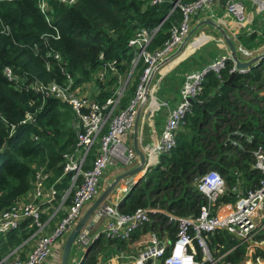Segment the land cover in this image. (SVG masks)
Wrapping results in <instances>:
<instances>
[{"label": "trees", "instance_id": "1", "mask_svg": "<svg viewBox=\"0 0 264 264\" xmlns=\"http://www.w3.org/2000/svg\"><path fill=\"white\" fill-rule=\"evenodd\" d=\"M39 1L0 0V18L11 30L10 35L0 33V212L32 190L39 167L51 173L48 183L61 176L56 183L58 190L66 188L70 180V173H62L64 154L76 142L74 112L57 98L26 90L24 82L38 78L64 85L68 73L73 77L72 87H76L93 79L111 59H116L123 73L133 56L128 41L138 29L152 28L166 18L148 47L153 51L163 46L172 25L183 18L179 9L169 14L175 0H76L72 5L48 0L51 20L47 22ZM239 42L248 49L257 47L264 43V32L240 34ZM55 52L64 60L61 65L51 55ZM197 63L192 56L164 75L159 96L174 101L183 83L182 74ZM4 66L18 75L20 88L5 77ZM233 66L228 60L220 76L212 71L205 75L202 92L177 132L175 146L161 154L158 163L149 166L124 194L119 201L121 212L144 207L195 216L206 201L196 187L197 179L210 169L226 179L228 190L220 198L222 202L235 201L232 188L239 177L244 179V190L256 186L262 173L253 168V151L264 146V95H259L264 90V58L245 73L237 71L233 82L226 84ZM113 82L115 77L107 81L108 86L96 80L100 91L94 99L105 101L114 90L105 87ZM27 113L31 120H26ZM158 115L156 121L163 117ZM93 158L94 151L87 162ZM149 215V224L135 232L131 241L158 226H165L170 238L174 236L175 228L164 214L151 211ZM33 231L25 220L18 229L0 234V250L18 247ZM258 238L264 239V232ZM206 242L214 256L227 253L226 259L234 264L245 255L244 245L237 246L238 240L225 230L207 233ZM127 243L99 233L78 264H98V255L106 256L112 249L129 251Z\"/></svg>", "mask_w": 264, "mask_h": 264}, {"label": "built area", "instance_id": "2", "mask_svg": "<svg viewBox=\"0 0 264 264\" xmlns=\"http://www.w3.org/2000/svg\"><path fill=\"white\" fill-rule=\"evenodd\" d=\"M59 1L72 5L76 0ZM161 1L152 0V3ZM251 1L257 11H264V0ZM216 4L221 5L225 9L226 15L238 23L249 22L245 0H192L187 3L175 0L169 14L175 9H179L183 18L179 23L172 25L170 36L161 48L153 51L148 50L154 35L166 18L152 28L138 29L129 39L128 46L131 48L133 56L130 66L125 72H119L116 59L105 61L96 72L94 79L102 82L108 77H115L114 90L103 102L82 94L83 84L87 82L72 87L73 77L68 73L66 74L67 82L64 85L53 81L44 82L38 78L28 79L27 82H24L26 90L30 89L40 93L42 97L57 98L71 108L76 117V142L74 148L66 152L63 158L62 174L70 173V180L66 188L63 190L56 188V183L61 179V176L52 183H48L51 173L44 167H39L35 170L30 198L25 201L17 200L0 212V234L18 229L21 222L25 220H29L30 226L34 227L31 235L17 249L37 236L36 243L26 258L15 257L10 264H45L49 256L54 257L56 249L53 247L58 245L59 241L65 240L87 206L86 203L92 201L99 193L97 188L103 170L108 165L124 164L129 168L137 163L138 157L129 141V136L132 132L137 108L142 100L144 84L154 66L171 54L188 35L190 15L195 17L201 11L207 10L209 17H215L213 8ZM38 7L45 14L46 21L49 22L51 7L48 0H40ZM248 31L256 30L249 28ZM0 33L11 34L9 25L4 23L1 18ZM236 48L243 60L253 58L258 52L248 49L242 43H237ZM51 55L59 65L64 63L59 53L55 52ZM228 60L233 61L230 50L200 68L185 74L179 91V100L175 106L169 109L158 139L155 142L147 143L142 148L147 165L152 166L158 163L159 156L169 153L175 146L176 134L184 125L185 117L192 112V104L189 99L196 100L202 92L205 75L212 71L220 76L222 70L226 68ZM49 66V62H47V69ZM138 67L142 72L134 97L123 108L118 109L129 80ZM232 71L245 73L249 69L237 70L234 63ZM2 72L9 81L13 82V85L20 88L21 80L11 67L4 66ZM262 95H264V91ZM162 104L167 105V102L164 101ZM261 106L264 110V101ZM31 119L27 113L26 120ZM98 137L99 142L95 146ZM251 138L248 136L249 140ZM92 151H94V158L87 162L88 155ZM253 155L255 159L253 168L261 171L262 177L255 187L248 190L243 189L244 182L239 177L232 188V192L236 194L235 201H220V198L227 192L228 186L224 176L214 169L207 170L197 179L196 187L206 201L200 206L199 212L195 216H178L158 208L144 207L136 208L130 213H123L119 209L120 198L112 199L109 196L95 210L90 219L91 223H86L79 231L72 245L85 252L98 234L103 233L109 239L125 240L136 245V253L125 256L122 251H119L114 258V264H234L226 259L227 253L214 256L206 242L207 233L225 230L238 240L237 246L244 245L246 248L242 259L246 261V264H264V239L258 238V235L264 232V146L259 145L253 151ZM87 165L89 166L86 167ZM125 189L126 186H124ZM56 197L60 198V205L52 213V216L65 204L68 206L67 210L60 222L50 232L43 234L46 223L41 219L42 209L38 201L42 199L49 203ZM151 211L162 213L167 217V223L172 224L175 228L174 236L170 238L165 226H158L157 229L149 228L150 233L147 230L137 239L131 241L135 232L142 231L149 224L151 221L149 212ZM94 228L97 229L94 231L95 233L92 232ZM146 237L151 239V244H148L149 240ZM17 249L1 259V264Z\"/></svg>", "mask_w": 264, "mask_h": 264}, {"label": "crops", "instance_id": "3", "mask_svg": "<svg viewBox=\"0 0 264 264\" xmlns=\"http://www.w3.org/2000/svg\"><path fill=\"white\" fill-rule=\"evenodd\" d=\"M213 10L215 12V17H209V15L207 13H204L203 15L199 14V15L194 17L193 23L197 24L202 19L210 18L213 21L222 24L226 28V30L229 32V34L232 36V38L234 39L235 43L237 41H238V43H240L239 42V35L240 34L246 33V34L249 35V34H252V33L256 32L258 35H262V33L264 32V21H259L255 17V13L259 14L261 12L257 11L255 9V7H254V10L253 9H251L249 11L246 10V15H247V18H248L247 20L249 22H246L245 24L238 23L232 17L226 15L225 9L222 8L221 5L216 4L214 6ZM220 10L224 11L223 14L222 15H217V12L220 11ZM203 25H209V24L200 25L197 28V30H201L199 35L194 37L193 41L188 42L189 39L193 36V34H195V32H196L195 31L189 37L188 41L183 46V48L180 50V52L177 55H175L172 59L167 61L165 64L161 65L155 71L153 79H152L151 84H150L151 87H149L148 97H147L146 102L143 105V108H142V111H141V116H140V121H139L138 137H139V143H140L141 148H143L147 143L155 142L158 139L160 131H161V128H162V126L164 124V121L166 119V116H167V114L169 112V109L172 108L173 106H175L177 104L178 100H179V93H178V95H177V97L175 98L174 101H169L167 99H162L159 96L160 82H161L162 77L164 75H166L167 73L171 72L173 69H175L177 67V65L182 60L188 59V58H190L192 56L196 57L198 63L195 66H193L192 68L187 69L182 74L183 77H185V74L188 71L198 69L202 65H204L207 62H209L210 60H212V58H210L209 56H206L205 48H206V43L209 42V40L214 39V38L212 36L206 34L207 31L203 30L204 29V28H202ZM249 28H252V30H256V31L249 32L248 31ZM259 31H262V32H259ZM215 40H216L218 48H220V49L217 50L218 52L225 53L226 51L227 52L229 51L226 41H224L223 39H222L223 40L222 41L220 39V37H218V39H215ZM179 45L177 46L176 49H174L172 51V53H174L178 49ZM263 45H264V43L259 45V46H257V47L252 48L253 50L258 51L256 55L264 53V46ZM200 56H202V57L199 58ZM109 78H113V77H108V79L103 81L102 83H104V84L106 83L107 86H108L107 81H109ZM139 82H140V78H139ZM114 83L115 82H113L109 87L106 86L105 88H109V89L113 90L114 87H115ZM137 85H138V82L133 87V89H134L133 95L135 94ZM83 88H84V90H83ZM99 91H100V87H99L98 83H96V80L94 79V77H93V79L87 81V83L83 84L82 94H86V95H89V96L95 98V96L99 93ZM263 91L264 90H261L259 92L260 96H263L262 95ZM130 99H132V97ZM130 99H126V98L122 99L118 109L123 108L128 103V101H130ZM155 99H156V101H155ZM164 101L167 102V105H163L162 104V102H164ZM157 113L159 115L163 116V117L160 116L161 119H159V121L158 120L156 121L157 116H155V115ZM129 141L132 144V132L130 133ZM125 169H127V167H120L118 169H115V170L111 171L109 174L105 175L104 178H102V180L100 178V182H99L100 190L103 189L105 187V185H107L110 181H112V179L115 177V175H117L118 173L124 171ZM242 180L244 182V179H242ZM124 186H126V185L123 182L120 185H118V187L110 194V197L112 199H114V198H120L121 199L124 196V194L126 193V189L124 190ZM29 195H30V192H28L24 196L20 197L19 200L20 201H25V200L30 198ZM59 199H60L59 197H56V199H54L53 201H51L49 203H46L42 199L40 201H38V202H40L41 209H42L41 219L46 223V226H45V229L43 231V234H46V233L50 232L60 222V220L65 215V212H66L67 207H68L67 204L62 206V207H60L57 210V213L54 216H52V213L60 205ZM229 202H231V201H229ZM28 226H29V224L27 225V227ZM94 229H95V231H97L96 228H94ZM36 239H37V236L33 237L32 239H30V241L28 243H26L24 246H22L19 249H17L19 247L18 246V247H15L13 249H10V247H7L6 250H0V259H4L9 253H11L15 249H17V251L14 252V254L11 257L8 258V259H11L10 262L15 257H19L21 259L26 258L27 254L30 252V250L35 245ZM8 259L3 264H9ZM52 262H53V256H49V258L47 259L45 264H53Z\"/></svg>", "mask_w": 264, "mask_h": 264}, {"label": "water", "instance_id": "4", "mask_svg": "<svg viewBox=\"0 0 264 264\" xmlns=\"http://www.w3.org/2000/svg\"><path fill=\"white\" fill-rule=\"evenodd\" d=\"M202 24H209L215 27V29L220 32L226 41L228 45V49L231 52L233 62L235 63L236 69L237 70H243V69H250V67L256 63H258L261 59L264 58V53H261L259 55H256L255 57L249 59V60H243L240 58L237 48H236V43L232 36L229 34V32L226 30V28L215 21H213L210 18L202 19L199 21L188 33V35L183 39V41L180 43L178 49L170 54L168 57L164 58L161 60L157 65L154 66L150 76L148 77L147 81L144 84V90H143V95H142V100L137 108V113L136 117L134 120L133 128H132V146L133 149L138 157L137 163L125 169L124 171L118 173L115 175V177L110 181L98 194L97 196L94 197L92 202L87 206V208L83 211L79 219L76 221V223L73 225L72 229L69 231L67 236L65 237V240L63 242V246L61 249L60 253V260L59 264H67L68 261V256H69V251L71 249L72 243L79 233V231L86 225V223H91L90 219L95 212V210L103 203L105 202L110 194L115 190L117 185L121 182L125 183L126 185V192L134 185L136 184L145 171L148 169L149 165L146 163V157L145 154L140 146L139 143V137H138V128H139V121H140V116H141V111L143 108L144 103L147 100L148 97V89L151 84V81L153 79L155 71L163 64H165L167 61L172 59L175 55H177L180 50L183 48V46L186 44L188 41L189 37L197 30V28L202 25ZM237 71H232L231 76L228 78V80L225 82L226 84H231L234 80V77L236 75ZM189 102L193 104L196 102V100L189 99ZM142 171V174L138 177L135 178V176ZM86 251L84 252V254ZM149 262V261H148ZM0 264H1V259H0Z\"/></svg>", "mask_w": 264, "mask_h": 264}, {"label": "rangeland", "instance_id": "5", "mask_svg": "<svg viewBox=\"0 0 264 264\" xmlns=\"http://www.w3.org/2000/svg\"><path fill=\"white\" fill-rule=\"evenodd\" d=\"M245 4L247 5V11L253 9L254 10V7L252 5V1L251 0H245ZM223 10H220L217 12V15H222L223 14ZM204 13H208V11H201L199 14L200 15H203ZM255 17L259 20V21H264V11H262L261 13L259 14H256L255 13ZM194 21V16L193 15H190V19H189V25H190V29H192V27H194V24L193 23ZM202 28H204L203 30H206V34L207 35H210L212 36L214 39H211L209 40V42L206 43V48H205V54L206 56H209L210 58L214 59L215 57L217 56H220L222 54H225V53H222V52H218L217 50L220 49L218 48L217 46V43H216V40L215 39H218V37H220V39L224 40L222 34L220 32H218L215 27H213L212 25H203ZM201 28V29H202ZM201 32V30H196L195 34H193V36L189 39L188 42H191L193 41V38L198 36L199 33ZM222 40V41H223ZM225 41V40H224ZM238 43V41L236 42ZM226 46V45H225ZM177 47H175L176 49ZM222 50V49H221ZM134 74L133 76L130 78L129 80V83H128V87L124 93V96L122 99H130L131 97L133 98L134 95H133V92H134V85H136V83L138 82L139 83V78H140V73H141V68L138 67L137 70H134ZM151 87V86H149ZM84 90V88H83ZM149 91V89H148ZM154 94V93H153ZM93 98V97H92ZM156 101V99H155ZM158 101V100H157ZM159 102V101H158ZM153 105V104H152ZM99 142V137L96 139V143H95V146L98 144ZM129 143V141H128ZM120 167H126L124 164H119L118 166L117 165H108L104 170H103V173L101 175V180L102 178H104L105 175L109 174L111 171L115 170V169H118ZM141 174L137 175L136 178H138ZM122 183V182H121ZM121 183H119L118 185H120ZM117 185V187H118ZM104 186V185H103ZM106 186V185H105ZM116 187V188H117ZM103 188V187H102ZM115 188V189H116ZM127 188V187H126ZM97 190L100 192V188L98 187ZM90 202L92 201H89L86 203V205L88 206L90 204ZM225 202H228V201H225ZM66 205V204H65ZM64 206V205H63ZM87 206L85 207V209L87 208ZM62 207V206H61ZM84 209V210H85ZM95 229H93L92 232H94ZM95 233V232H94ZM148 233H150V229H148ZM149 236V234H148ZM27 239V238H26ZM26 239H24L23 241H25ZM148 241V244H151V239H149V237H146ZM30 240L27 241V243L29 242ZM63 242L64 240H61L58 242V245H55L53 248H55L56 250H54L55 252V256L53 257V264H59V260H60V252H61V249H62V246H63ZM127 247L129 249V251L127 250H119V249H112L111 250V253H109L108 255H104V254H99L98 255V260H99V264H114V258L115 256L118 254L119 251H122L124 253L125 256H127L128 254H132V253H136L137 252V248H136V245L132 244V243H127ZM84 256V251H82L81 249H79L78 247H76L75 245H72L71 246V249L69 251V256H68V261H67V264H78V262L82 259V257ZM11 257V256H10ZM9 258V257H8ZM263 258V256H262ZM10 260L11 259H8L9 261V264H10ZM120 260V259H119ZM7 261V260H6ZM263 262H264V258H263ZM237 264H246V261L245 260H241L239 261Z\"/></svg>", "mask_w": 264, "mask_h": 264}, {"label": "bare ground", "instance_id": "6", "mask_svg": "<svg viewBox=\"0 0 264 264\" xmlns=\"http://www.w3.org/2000/svg\"><path fill=\"white\" fill-rule=\"evenodd\" d=\"M139 174H142V171H141V172H139L137 175H139ZM137 175H136V176H137ZM136 176H135V178H136Z\"/></svg>", "mask_w": 264, "mask_h": 264}]
</instances>
